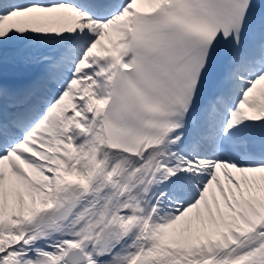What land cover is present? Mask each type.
<instances>
[{"label": "snow or ice", "instance_id": "1", "mask_svg": "<svg viewBox=\"0 0 264 264\" xmlns=\"http://www.w3.org/2000/svg\"><path fill=\"white\" fill-rule=\"evenodd\" d=\"M0 264H264V0H0Z\"/></svg>", "mask_w": 264, "mask_h": 264}]
</instances>
